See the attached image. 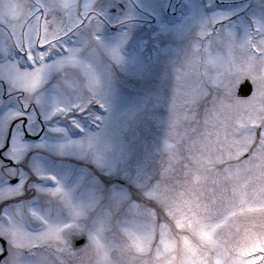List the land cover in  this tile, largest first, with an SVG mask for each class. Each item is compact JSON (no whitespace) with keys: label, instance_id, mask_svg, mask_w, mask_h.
I'll use <instances>...</instances> for the list:
<instances>
[{"label":"snow or ice","instance_id":"snow-or-ice-1","mask_svg":"<svg viewBox=\"0 0 264 264\" xmlns=\"http://www.w3.org/2000/svg\"><path fill=\"white\" fill-rule=\"evenodd\" d=\"M0 264H264V0H0Z\"/></svg>","mask_w":264,"mask_h":264},{"label":"rangeland","instance_id":"rangeland-1","mask_svg":"<svg viewBox=\"0 0 264 264\" xmlns=\"http://www.w3.org/2000/svg\"><path fill=\"white\" fill-rule=\"evenodd\" d=\"M248 2H250V3H256L257 0H248Z\"/></svg>","mask_w":264,"mask_h":264},{"label":"water","instance_id":"water-1","mask_svg":"<svg viewBox=\"0 0 264 264\" xmlns=\"http://www.w3.org/2000/svg\"><path fill=\"white\" fill-rule=\"evenodd\" d=\"M249 87H250V86H246V89H245V90H248Z\"/></svg>","mask_w":264,"mask_h":264},{"label":"flooded vegetation","instance_id":"flooded-vegetation-1","mask_svg":"<svg viewBox=\"0 0 264 264\" xmlns=\"http://www.w3.org/2000/svg\"><path fill=\"white\" fill-rule=\"evenodd\" d=\"M82 242V241H81Z\"/></svg>","mask_w":264,"mask_h":264}]
</instances>
